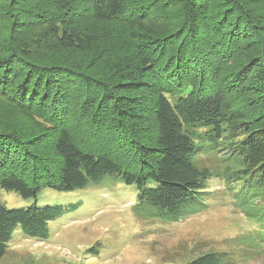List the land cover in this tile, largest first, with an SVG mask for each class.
<instances>
[{
	"label": "trees",
	"instance_id": "16d2710c",
	"mask_svg": "<svg viewBox=\"0 0 264 264\" xmlns=\"http://www.w3.org/2000/svg\"><path fill=\"white\" fill-rule=\"evenodd\" d=\"M0 97V192L33 200L0 196V258L17 228L46 242L84 204L51 191L102 182L179 222L221 180L264 239V0H0Z\"/></svg>",
	"mask_w": 264,
	"mask_h": 264
},
{
	"label": "rangeland",
	"instance_id": "374dc122",
	"mask_svg": "<svg viewBox=\"0 0 264 264\" xmlns=\"http://www.w3.org/2000/svg\"><path fill=\"white\" fill-rule=\"evenodd\" d=\"M5 107L10 108L0 97V113ZM13 120L31 124L16 110ZM203 155L196 164L216 169L219 160ZM51 192L53 198L67 197V202L82 198L84 204L51 222L46 242L17 228L0 264H184L205 252H227L231 264H264V239L257 241V229L221 180L209 181L207 207L179 222L138 215L133 210L136 195L122 183L102 182L78 193ZM0 196L8 206L33 201L15 191H1ZM242 235L249 236L238 239ZM246 240L250 243H242Z\"/></svg>",
	"mask_w": 264,
	"mask_h": 264
}]
</instances>
